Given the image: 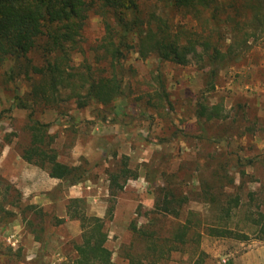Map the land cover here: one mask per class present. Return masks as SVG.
I'll return each instance as SVG.
<instances>
[{
    "label": "rangeland",
    "instance_id": "rangeland-1",
    "mask_svg": "<svg viewBox=\"0 0 264 264\" xmlns=\"http://www.w3.org/2000/svg\"><path fill=\"white\" fill-rule=\"evenodd\" d=\"M162 5L154 9L162 10L171 28L184 24L191 31L208 29L189 9H162ZM148 10L146 7L145 11ZM89 14L81 35L84 56L93 68L103 72L102 15L99 9H92ZM248 41L252 45L243 58L221 69L213 80L194 63L179 66L160 62L152 55L141 60L136 53H129L123 64L124 97L114 102L116 117L105 114V119L95 120L91 105L78 108L74 100L65 99L63 92L56 106H37L33 117L49 125L59 160L69 165H78L81 160L88 162V180L74 186L49 178L43 170L20 158L21 147L28 141L25 127L28 112L15 108L10 98L14 90L20 96L29 92L31 81L24 75L11 85L0 80V177L20 193L22 204L35 205V211L40 210L42 214V217L36 214L38 220L45 221L40 233V227L30 225L32 221L27 215L25 221L17 209L5 208L13 215L6 214L0 219V241L14 250L22 249L23 260L15 264H33L35 259L42 264H58L72 255L71 247L78 241L80 230L78 222L65 214L68 198H84L88 214L101 218L114 200L112 218L106 220L105 228L106 245L115 264H126L127 252L141 254L144 249L145 242L130 232L132 224L152 230L161 240L169 238L177 221L156 213L154 195L148 192L153 188L145 177L149 172L152 177L162 166H167L169 174L179 169L187 172L189 179L182 189L188 196L184 212H195L203 224H212L216 210L200 198L197 185L200 170L195 169H201L203 164V167L214 166L218 161L234 177V185L222 191L240 197V206L232 212L227 227L236 233L248 234V239L216 238L203 233L199 248L207 255L205 263L264 264V242L255 239L252 222H247L257 212L264 213V36ZM83 58L82 53L75 52L72 64L78 65ZM161 87L169 103V108L164 109L166 117L146 110L141 114L148 95L151 103H163V99L159 101L154 95ZM199 99L208 104L221 103L227 116L208 124L204 138L193 116ZM174 128L183 130L188 142L171 138ZM163 157L169 165L161 160ZM120 160H125L138 178L129 179L123 190L112 198L106 171L110 162L121 163ZM193 168L194 175L190 171ZM154 184L158 186V180ZM3 187L0 183V194ZM150 217L156 219L152 225L148 223ZM59 219L63 222L57 224ZM35 234H40L43 244L34 239ZM189 252V248L174 252L165 264H189Z\"/></svg>",
    "mask_w": 264,
    "mask_h": 264
},
{
    "label": "trees",
    "instance_id": "trees-1",
    "mask_svg": "<svg viewBox=\"0 0 264 264\" xmlns=\"http://www.w3.org/2000/svg\"><path fill=\"white\" fill-rule=\"evenodd\" d=\"M161 4L162 9H189L208 29L191 31L184 24L171 28L162 10L154 9L161 8ZM146 7L148 11H145ZM92 9H99L102 15L103 72L93 68L84 56L81 35ZM261 36H264V0H0V80L11 85L24 75L31 81L29 92L20 96L14 90L10 98L15 108L28 112L25 123L28 141L21 147L20 158L66 186L88 180L86 160H81L78 165L59 160L49 125L33 117L37 106H56L63 92L65 99L74 100L78 108L91 105L95 120L105 119L106 115L116 117L114 102L124 97L123 64L129 53H136L141 60L152 55L160 62L179 66L194 63L213 80L221 69L235 65L243 58L251 48L250 38L255 41ZM75 52L84 57L78 65L72 64ZM130 72L132 74L133 70ZM154 95L159 101L163 99V103H151L148 95L140 113L146 110L165 116L164 109L169 103L163 87L156 89ZM193 111L203 138L208 124L227 118L221 103L208 104L199 99ZM182 131L174 128L171 138L188 142V136ZM161 160L169 165L164 157ZM120 162H110L106 171L112 198L123 190L129 179L138 178L125 160ZM203 166L195 169L201 171L197 185L200 198L216 210L212 224H203L195 212H184L188 196L182 189L185 180L189 179L187 172L179 169L176 174H169L167 166L157 168L152 177L148 175L151 172L145 176L153 188L148 192L154 195V209L157 214L176 220L177 224L169 238L163 240L152 230L132 224L130 232L141 238L145 246L141 254L127 252L126 264H165L172 253H180L184 248L190 249L189 264H206L207 255L199 248L203 233L216 238L248 239V234L236 233L227 227L232 212L240 206V197L222 190L234 185V177L228 174L221 161L211 167ZM193 170H190L192 175ZM238 173L243 175L244 172L239 170ZM157 180L159 184L155 186ZM0 183L4 184L0 194V219L6 214L13 215L6 207L15 208L22 220L27 221V215L32 221L30 225L39 226L40 233L43 232L45 221L42 218L40 222L36 216L39 213L42 217L40 210L36 212L35 205L22 204L20 193L1 177ZM113 208L114 200H111L105 217L101 218L88 214L84 198L66 200L65 214L78 222L80 234L78 241L72 244V255L58 264H115L106 245L105 228L106 220L112 218ZM31 212L33 216H30ZM155 220L150 217L148 223L152 225ZM62 222L63 219L57 220V224ZM247 222H252L255 239L264 242V213L257 212L256 217H248ZM34 239L44 243L40 234H35ZM23 256L20 247L14 250L0 241V264H15L22 261ZM33 264L42 263L35 259Z\"/></svg>",
    "mask_w": 264,
    "mask_h": 264
}]
</instances>
